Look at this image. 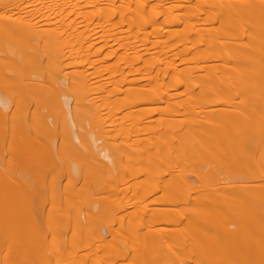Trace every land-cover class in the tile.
<instances>
[{"label": "bare ground", "instance_id": "obj_1", "mask_svg": "<svg viewBox=\"0 0 264 264\" xmlns=\"http://www.w3.org/2000/svg\"><path fill=\"white\" fill-rule=\"evenodd\" d=\"M0 264H264V0H0Z\"/></svg>", "mask_w": 264, "mask_h": 264}, {"label": "rangeland", "instance_id": "obj_2", "mask_svg": "<svg viewBox=\"0 0 264 264\" xmlns=\"http://www.w3.org/2000/svg\"><path fill=\"white\" fill-rule=\"evenodd\" d=\"M6 154H7V153H6ZM10 155H11V156L8 155L9 158H10V157L13 158V156H14V157H17L18 154L16 153V154L13 155V154L10 153ZM4 156H6L5 153H4ZM6 157H7V156H6ZM6 157L4 158V160H5V159H8V157H7V158H6ZM18 157H19V155H18ZM18 157H17V158H18ZM13 159H14V158H13ZM13 159H12V160H13ZM4 163H5V162H4Z\"/></svg>", "mask_w": 264, "mask_h": 264}]
</instances>
